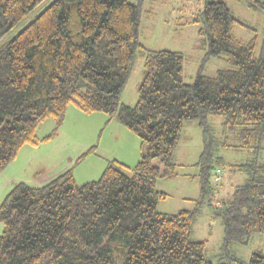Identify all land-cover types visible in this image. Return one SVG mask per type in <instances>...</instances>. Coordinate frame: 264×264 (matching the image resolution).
<instances>
[{
  "label": "trees",
  "instance_id": "1",
  "mask_svg": "<svg viewBox=\"0 0 264 264\" xmlns=\"http://www.w3.org/2000/svg\"><path fill=\"white\" fill-rule=\"evenodd\" d=\"M245 1L264 15V0ZM141 14V2L131 0H0V173L24 145L54 139L70 105L105 113L106 125L117 120L143 146L134 166L109 159L97 180L78 183L73 166L42 186L15 184L0 203V264H216L207 241L191 237L199 208L158 210L168 193L157 181L178 176L175 150L190 120L206 136L194 164L202 194L220 177L230 138L255 153L231 164L246 180L218 206L224 244L264 232V38L260 46L238 38L233 26L246 24L226 0H205L194 21L204 23L207 57L228 67L209 75L202 66L187 83L184 53L140 41ZM138 50L144 75L137 102L128 105L123 95ZM210 115L223 117L220 139L210 132ZM47 118L56 126L39 138ZM237 264H264V249Z\"/></svg>",
  "mask_w": 264,
  "mask_h": 264
},
{
  "label": "rangeland",
  "instance_id": "2",
  "mask_svg": "<svg viewBox=\"0 0 264 264\" xmlns=\"http://www.w3.org/2000/svg\"><path fill=\"white\" fill-rule=\"evenodd\" d=\"M131 1L141 2L139 36L146 47L155 50L181 51L185 54V82L192 83L202 66H204V73L209 75L215 74L218 69L228 67L220 57H207L208 35L201 34L199 31L204 23L194 21L199 17L205 0ZM226 2L233 14L246 24L236 23L233 26L234 34L243 40L256 38L260 46L264 38L262 11L248 7L245 0H226ZM144 69V57L138 50L124 91V103L134 105L137 102L138 86L143 78ZM107 120L108 117L103 112L86 113L70 105L54 139L38 146L24 145L18 157L4 169L5 173L14 175V185L24 181L32 186H42L57 174L75 166V177L78 183L97 180L105 167L102 169L99 167L97 172L93 173V169L90 170L88 166L89 163L74 165L76 158L92 144L100 142L103 135L106 137L110 128V133H118L120 138L116 148L119 155L124 152L123 137L128 139V134L136 136L118 121L115 124H118L126 132L125 134L119 132L114 125L108 127ZM222 122L221 115L208 117L210 132L217 139L223 136ZM55 126V120L47 118L39 124L36 134L39 138H43L50 134ZM230 142L231 146L221 149L226 163L220 177L212 181L209 191L202 194L199 177L195 176L198 169L194 164L206 146V136L203 126L197 120L187 121L182 139L175 150L176 160L181 164L178 169L179 174L171 179L159 178L157 181L158 189L168 193L167 198L159 202V211L177 213L183 209L199 208L191 237L207 241V255L216 264L225 262L237 264L238 260L248 262L254 253L264 249V232H254L246 242L234 241L228 245L224 244V226L222 217L218 214V206L231 197L236 184L246 180V174L234 171L231 164L245 161L255 154L251 149L233 146L238 144L234 138H230ZM259 154L263 158L264 149H261ZM139 159L133 160L131 164H135ZM155 163L160 164V160L156 158ZM89 171L91 174L87 175ZM2 230L3 225L0 224V234Z\"/></svg>",
  "mask_w": 264,
  "mask_h": 264
},
{
  "label": "crops",
  "instance_id": "3",
  "mask_svg": "<svg viewBox=\"0 0 264 264\" xmlns=\"http://www.w3.org/2000/svg\"><path fill=\"white\" fill-rule=\"evenodd\" d=\"M116 121L117 120L113 119L109 123L108 127L114 125V127L117 128L119 132H124L125 134L126 132L120 126H118V124H115L118 123ZM110 131L111 128L110 130H108V134L106 135V137L105 135H103L100 142L91 145V146H97L96 147L97 153L91 155L85 160V162H83L84 164L89 163L88 166L90 167V170L93 169V173L97 172V169L99 167L100 169L104 168L107 164V160L109 159L115 158L124 162L129 166H134L138 161L133 165L131 164V162H133V160L141 158L143 152V146H142V141L139 137L132 136L130 134H128L129 135L128 139H125L126 137H123V145L125 146L124 152L122 153V155H119V152L116 150V148L118 146V143L120 142V138L118 137V133H112V132L110 133ZM110 137H111V141H110ZM22 148L21 150H23ZM21 150L19 151L18 155L20 154ZM92 156L93 158H91ZM90 174L91 172L89 171L87 175ZM14 182L15 181L13 174L5 173V170H3L0 173V203L2 202L6 194L13 188Z\"/></svg>",
  "mask_w": 264,
  "mask_h": 264
}]
</instances>
